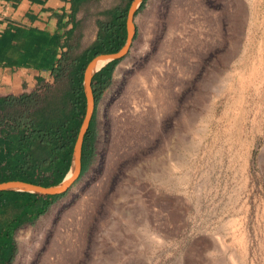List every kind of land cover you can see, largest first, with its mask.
Wrapping results in <instances>:
<instances>
[{
    "label": "rangeland",
    "instance_id": "374dc122",
    "mask_svg": "<svg viewBox=\"0 0 264 264\" xmlns=\"http://www.w3.org/2000/svg\"><path fill=\"white\" fill-rule=\"evenodd\" d=\"M189 1L133 6L132 35L92 107L86 169L14 229L8 264H264V0ZM117 5L77 11L70 56ZM170 29L185 35L171 46L184 73L165 57L167 97L153 95L142 125L124 114V127L112 110Z\"/></svg>",
    "mask_w": 264,
    "mask_h": 264
},
{
    "label": "trees",
    "instance_id": "16d2710c",
    "mask_svg": "<svg viewBox=\"0 0 264 264\" xmlns=\"http://www.w3.org/2000/svg\"><path fill=\"white\" fill-rule=\"evenodd\" d=\"M71 1L74 11L86 0ZM121 1L122 6L105 11V21H96L94 41L75 56L63 51L54 58L55 33L29 35L26 39L27 47L20 49V56L29 64L37 57L39 66L47 68L53 80L43 83L41 90L0 96V182L21 180L49 187L63 180L85 113L82 71L92 57L115 52L126 39L125 19L132 0ZM115 61H106L90 75L93 104L109 84ZM93 136L89 118L81 140L80 172L86 169L92 155ZM56 196L0 189V264H8L12 257L14 229L32 221ZM6 242L11 251L4 250Z\"/></svg>",
    "mask_w": 264,
    "mask_h": 264
},
{
    "label": "crops",
    "instance_id": "0c3cea01",
    "mask_svg": "<svg viewBox=\"0 0 264 264\" xmlns=\"http://www.w3.org/2000/svg\"><path fill=\"white\" fill-rule=\"evenodd\" d=\"M90 1L93 0L81 2L73 11L71 0H0V96L39 90L43 83L52 82L49 70L39 66L37 57L29 64L27 58L20 56V49L27 47L29 35L55 33L54 58L63 51L69 52L76 30V13ZM68 32H71L70 36ZM95 34L96 31L94 38L77 54L94 41ZM71 161L72 156L70 165Z\"/></svg>",
    "mask_w": 264,
    "mask_h": 264
},
{
    "label": "bare ground",
    "instance_id": "6f19581e",
    "mask_svg": "<svg viewBox=\"0 0 264 264\" xmlns=\"http://www.w3.org/2000/svg\"><path fill=\"white\" fill-rule=\"evenodd\" d=\"M188 2L190 1L188 0ZM136 3L137 1L133 3V6ZM186 4H189V3H186ZM189 21H193V20L189 19ZM186 23H189V22L186 21ZM183 38H185V35L179 29L177 30L170 29L166 32V35L159 48V51L157 55L155 56L154 62L152 61L146 66V71H147L146 75L143 77L134 78L131 81L129 88L127 89L123 97H121L120 100L118 101V103L119 102L123 103V105L121 104L122 107L121 106L119 107L120 104H118L113 108L112 116L114 117L115 121H116V118L121 119L124 116V114L128 113L129 115L131 114L136 119L135 122L138 123V125H142L144 121L142 118V112L144 111V107L146 106V104L147 103L154 104V106L156 107L157 100L156 101L152 100L153 95L159 93L161 96L160 97L161 99L162 98L164 99V97H167L168 91H167V88L163 87V85L165 83L167 87V84L170 80L167 77L168 75H166V73L169 71V66H163L162 64H163L165 57H169L171 61H173V57L177 58V60L180 58L179 63H176L175 67L180 76L184 73L185 68H183V65L181 62L182 55L184 53L183 49L180 47L175 49V51L174 49H171V46H173L174 43L176 42L178 43V41H180ZM105 61H106L105 58L92 59L87 66V73H91L97 70ZM119 121H121L120 125L122 124V126L125 127L126 122L123 121V119ZM76 172H77V165H76L75 159H73V162L67 174L65 175L63 180L57 186L54 187V189H56L57 191H61L63 188H65L73 180V178L76 175ZM14 187L16 188L17 186H14ZM58 246H56V248Z\"/></svg>",
    "mask_w": 264,
    "mask_h": 264
},
{
    "label": "water",
    "instance_id": "95a60500",
    "mask_svg": "<svg viewBox=\"0 0 264 264\" xmlns=\"http://www.w3.org/2000/svg\"><path fill=\"white\" fill-rule=\"evenodd\" d=\"M135 1L138 2L140 0H132L130 2L129 8L127 10L126 19H125L126 39H125V42L123 43V45H121L120 48L117 49L113 53L95 55L94 57H92L86 63V65H85V67H84V69L82 71V77H83V82L82 83H83V89H84V93H85L86 106H85V113H84L83 119L81 121L79 130H78V133H77V136H76V139H75V143H74V147H73V153H72V161H71V164H72L73 159H75L76 165H77V172H78L79 164H80V158L79 157H80V146H81L82 135H83V133H84L86 127H87V124H88V121H89V118H90V115H91V112H92V107H93V98H92V95H91L90 83H89L90 82V78H91L90 75L93 72L87 73V66H88L89 62L92 59H94V58H105V60L108 61V60L114 59L120 53H122V51L124 50L125 45L128 43V41H129V39H130V37L132 35V32H133L131 16L133 14V3ZM69 168H68V170H69ZM58 184H56L54 186L44 187V186H41V185H38V184H33V183H30V182H25V181H21V180H6V181H1L0 182V189H10V188H12V189L28 190V191H32V192H36V193L53 194V193L58 192L56 189H54V187L57 186ZM14 186H17V187L15 188Z\"/></svg>",
    "mask_w": 264,
    "mask_h": 264
},
{
    "label": "flooded vegetation",
    "instance_id": "af4514ba",
    "mask_svg": "<svg viewBox=\"0 0 264 264\" xmlns=\"http://www.w3.org/2000/svg\"><path fill=\"white\" fill-rule=\"evenodd\" d=\"M141 1V0H140ZM93 111V110H92ZM90 118H91V121H92V119H93V114L91 113V116H90ZM80 158V157H79Z\"/></svg>",
    "mask_w": 264,
    "mask_h": 264
}]
</instances>
